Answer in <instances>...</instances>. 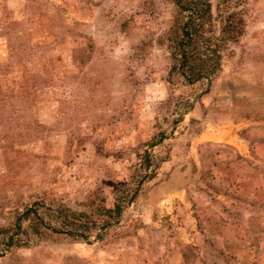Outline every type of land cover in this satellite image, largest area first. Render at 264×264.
<instances>
[{
	"label": "rangeland",
	"instance_id": "rangeland-1",
	"mask_svg": "<svg viewBox=\"0 0 264 264\" xmlns=\"http://www.w3.org/2000/svg\"><path fill=\"white\" fill-rule=\"evenodd\" d=\"M210 1L189 82L173 0H0V264H264V0Z\"/></svg>",
	"mask_w": 264,
	"mask_h": 264
},
{
	"label": "trees",
	"instance_id": "trees-1",
	"mask_svg": "<svg viewBox=\"0 0 264 264\" xmlns=\"http://www.w3.org/2000/svg\"><path fill=\"white\" fill-rule=\"evenodd\" d=\"M173 1L177 5V14L168 39L173 47L172 53L176 60L174 68L178 69L189 82L213 76L221 67L219 47L224 42L238 38L242 31L241 18L235 12L225 15L219 38L215 34L207 32L213 30L214 27L210 0ZM149 159V155H147L146 161ZM117 200L114 208H104V213L109 217H113L121 210V199L117 198ZM75 215L76 217L78 215L79 218L87 216V213L79 212ZM58 218L65 224L64 228L74 223L69 210L59 213ZM74 225L70 229L71 231L65 229V232H71V234L82 238H87L90 235L92 230L90 223H74Z\"/></svg>",
	"mask_w": 264,
	"mask_h": 264
}]
</instances>
